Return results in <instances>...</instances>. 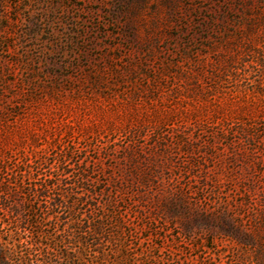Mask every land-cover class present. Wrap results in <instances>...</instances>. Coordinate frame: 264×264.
<instances>
[{"label": "rangeland", "instance_id": "rangeland-1", "mask_svg": "<svg viewBox=\"0 0 264 264\" xmlns=\"http://www.w3.org/2000/svg\"><path fill=\"white\" fill-rule=\"evenodd\" d=\"M259 56L264 0H0V133L47 130L52 165L72 147L68 175L97 191L80 219L109 195L123 223L110 264H264ZM215 85L217 101L178 99ZM132 152L145 191L123 182Z\"/></svg>", "mask_w": 264, "mask_h": 264}, {"label": "trees", "instance_id": "trees-1", "mask_svg": "<svg viewBox=\"0 0 264 264\" xmlns=\"http://www.w3.org/2000/svg\"><path fill=\"white\" fill-rule=\"evenodd\" d=\"M250 47L242 48V54L253 55V47ZM228 49L233 52L232 47ZM259 57L264 60V56ZM226 60L232 61L233 54L229 53ZM259 68V72H264L263 63ZM223 75L225 73L222 71H212L214 79L221 81ZM263 80L264 78L258 77V81H253L250 85L260 89L259 97L264 96V89L261 88L264 86L261 84ZM210 90L211 92L204 93L194 86L187 91L191 96L186 93L178 95V99L202 101L204 97H211L213 101H217L219 97L212 94L216 85ZM134 99L141 98L138 96ZM45 132L47 130L37 131L38 136L31 137L32 141L28 145L23 138L11 141L0 133V264H110L108 253L117 252L114 249L123 246L120 241L123 223L109 209L112 205L111 198L107 195L104 202L106 209L101 207V214L96 215L91 210L93 208H90L86 217L80 219L82 214L79 207L91 204L92 197L97 193L94 182L86 177L81 165L77 167L76 175L72 173L71 178L68 175L70 169L67 161L72 158V147H62L58 143L56 149L59 148V153L52 165L48 152L54 149L56 144L52 145L50 142H56V137L53 140H43V145L38 141L46 138ZM138 158L132 152L125 165L123 182L127 185L126 181L130 183L133 179V184L145 191L152 185L151 179L145 170L138 167L143 164ZM51 165L52 170L57 173L45 176L40 182L33 181L34 167L51 170ZM151 169L155 171V168ZM121 186L119 184L117 188L124 192ZM102 193L103 191L99 192ZM157 196L155 204L158 203ZM180 201L183 202V199L180 198ZM107 245L110 248L106 251L104 247Z\"/></svg>", "mask_w": 264, "mask_h": 264}]
</instances>
